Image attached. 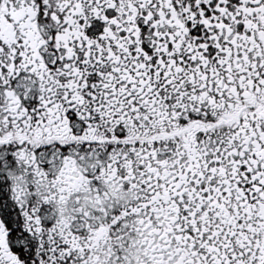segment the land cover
Listing matches in <instances>:
<instances>
[{"label":"flooded vegetation","instance_id":"obj_1","mask_svg":"<svg viewBox=\"0 0 264 264\" xmlns=\"http://www.w3.org/2000/svg\"><path fill=\"white\" fill-rule=\"evenodd\" d=\"M0 264H264V0H0Z\"/></svg>","mask_w":264,"mask_h":264}]
</instances>
